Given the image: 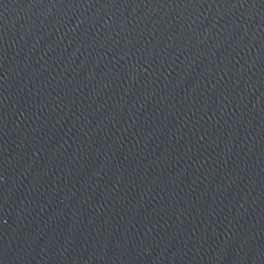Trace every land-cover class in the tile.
I'll list each match as a JSON object with an SVG mask.
<instances>
[{
  "label": "water",
  "instance_id": "1",
  "mask_svg": "<svg viewBox=\"0 0 264 264\" xmlns=\"http://www.w3.org/2000/svg\"><path fill=\"white\" fill-rule=\"evenodd\" d=\"M0 264H264V0H0Z\"/></svg>",
  "mask_w": 264,
  "mask_h": 264
}]
</instances>
